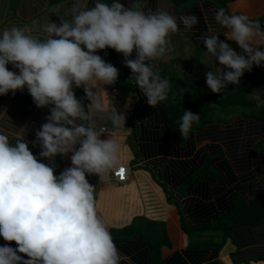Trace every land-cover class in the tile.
<instances>
[{"label":"clouds","instance_id":"obj_1","mask_svg":"<svg viewBox=\"0 0 264 264\" xmlns=\"http://www.w3.org/2000/svg\"><path fill=\"white\" fill-rule=\"evenodd\" d=\"M66 4L54 5L59 23L49 19L0 30V96L26 88L38 108L49 110L34 141L27 138L28 126L21 128L26 135L15 137L0 127V238L8 242L0 245V264H134L122 256L98 215L97 185L87 178L95 175L97 184H105L119 163L121 148L111 135L101 139L107 130L90 119V110H100L96 98L101 86L119 79L117 67L97 52L111 48L122 53L131 79L153 108L167 99L171 84L152 62L173 60L171 34L181 24L191 30L199 18L176 17L159 5L152 10L145 0H130L128 5L122 0ZM214 19L226 30V41L220 40L221 33L200 39L206 54L221 66L206 73L207 87L220 93L239 84L254 66H264V43L256 41L257 31L246 14L229 15L220 8ZM184 50L190 51V46ZM134 52L136 58L131 59ZM79 88L90 103L77 97ZM4 116L6 109L0 110V118ZM199 120L200 114L184 111L181 136L188 138ZM111 122L117 127L125 115L115 112ZM30 144L40 148L39 158ZM69 154L71 166L59 175L54 163H45Z\"/></svg>","mask_w":264,"mask_h":264},{"label":"crops","instance_id":"obj_2","mask_svg":"<svg viewBox=\"0 0 264 264\" xmlns=\"http://www.w3.org/2000/svg\"><path fill=\"white\" fill-rule=\"evenodd\" d=\"M108 2H111V0H108ZM122 2L128 5L130 0H122ZM145 2L147 8L152 10H156L159 5L167 8L169 13L176 17L195 14L199 18L198 24L191 30L185 29L181 24L179 31L171 34L173 60L167 63L161 60L152 62L161 78L168 79L171 84L165 102L171 96L190 95V97L198 99L200 96H211L213 94L207 87L206 73L209 70L215 71L216 67L221 66L218 62L215 64L214 58H210L206 54V49L200 37L221 33L220 40L226 41V37L222 34L226 30L221 28L214 19L217 9L223 8L229 15L246 14L257 31L256 41L264 43V32L260 31L264 30V0H145ZM58 3L67 6L66 0H2L0 4V30L14 24L36 26L49 19L59 23L60 17L53 13L56 11L54 5ZM227 42L238 53L241 51L235 42ZM186 46H190V51L186 52L184 50ZM101 51L98 50L97 54L101 55ZM119 54L123 57L122 53ZM130 58H136L135 52ZM201 62L206 63L208 67ZM117 69L119 70L118 81L114 85L101 86L99 96L96 98L100 110H90V119L98 127L114 128L122 131V133H108L106 131L102 134L101 139H107L111 135L119 141L121 148L118 164L128 163L130 165L129 176L126 183L116 184L113 181L112 170L109 173L108 181L105 184H100V195L97 203L98 215L107 226L111 236L114 230L122 231L125 227L134 223L136 219H147L152 223L165 224L166 234L170 239L172 248L163 246L162 260L164 263L171 260L172 263L177 254H181L183 259L186 260L185 252H187L186 250L190 244H187L189 237L184 230V222L191 226L204 217L194 216L195 204H193V201L195 197L193 195H185L180 191H176V187L173 186L170 180L165 155L149 158L142 152V145L148 143L143 140V132L151 124L147 117L139 114L146 104V97L137 88L135 80L131 79L130 69L125 66ZM125 70L128 76L125 74ZM247 74L250 79L251 95L261 94L264 99V66H254L252 71L245 72L244 76ZM113 89H118V93H113ZM78 90L85 96L83 88ZM212 101L206 100L211 108ZM86 103H90L87 98ZM259 103L257 102V106ZM29 105L31 106L30 110L27 109ZM1 109L7 110V116L0 118V127L4 128L10 137H15L17 134L26 135L27 130L21 128L28 126L27 138L30 141L35 140V131L46 122L45 117L49 114L48 109L38 108L35 103L30 102L28 99L15 98L8 94L0 96ZM133 110L135 111L131 114L130 119L129 113ZM260 111L261 114L242 112L235 115V118L230 121L219 119L218 122L221 123L222 127H226L228 124L239 126L242 123L245 127L247 125L252 126L255 122H264V110ZM111 112L124 114L125 122L113 127ZM160 127H163V125L161 124ZM263 137L254 136L256 143H253L256 145L249 144L247 136L237 139L240 144L239 151L242 153L239 157H232L227 152V146L222 145V151H225H223L225 154L223 158L225 157L227 163L230 164L229 167L236 175V179L233 183L225 181L222 188L211 179L208 182L211 189H220V194L217 196L229 195L228 203H226L228 204L226 208L228 210L232 208L234 194L245 195L248 201L250 199L254 200L255 193L260 192L263 188L264 163H261V161L264 159L260 160L261 153H255L261 141L258 139ZM215 144L220 145V142ZM29 147L32 148V145L30 144ZM212 148L214 147L211 146L209 141L198 144L195 157L204 149L208 150L209 155H214ZM247 151L251 152L250 156L243 155ZM70 155L63 157L66 168L71 166ZM244 158L248 160L247 163H243ZM238 159L240 160L238 161ZM45 163H52V161H45ZM243 165H246L248 169L246 170L245 167V169H241ZM245 176H252V183H245ZM89 177L93 183L96 182L94 179L98 180L95 175ZM226 179L228 180L230 177ZM217 196L211 194L205 199L201 198V206H208L210 203L216 204L218 202ZM220 211L221 208L216 209V212ZM118 237L113 239L116 246L119 245ZM226 243L218 257H211L208 261L206 259L202 264H215L220 260L226 262V264H264V244L246 246L245 241L242 239L240 246L235 245L232 239H228ZM123 263L127 264L126 261H123ZM134 264L136 263L134 262Z\"/></svg>","mask_w":264,"mask_h":264},{"label":"trees","instance_id":"obj_3","mask_svg":"<svg viewBox=\"0 0 264 264\" xmlns=\"http://www.w3.org/2000/svg\"><path fill=\"white\" fill-rule=\"evenodd\" d=\"M105 51L107 55H105ZM100 54L102 58L115 67H124V57L115 50L108 48L102 50ZM9 70H12L11 65H9ZM125 74L128 76L127 71ZM247 76L249 75L243 76L239 84L229 85L222 89L220 93H213L211 96H200L198 99L192 98L190 95L171 96L166 102L162 101L153 108L146 102L139 112L141 116H145L151 121L146 131L143 132V140L148 143L142 145V152L149 158L165 155L170 180L173 186L176 187V191H180L185 195H193L195 197L193 201L195 207L192 205L194 216L204 217L197 221L195 225L186 226L184 222L185 232L189 235L194 231H205L214 228L222 230V241L190 243L187 252H185L186 260L183 259L181 254H177L172 263L171 260L164 263L162 260L163 246L172 248L168 236L162 246L159 242L154 243L139 234L129 238L123 236L117 239L119 243L117 247L123 256L130 257L136 264H202L206 259L208 261L211 257H218L228 239H232L237 246H240L241 239L245 241L246 246L264 244V183L262 190L255 193L254 200L250 199L248 201L245 195L234 194L232 208L228 210L226 209L228 207L226 203H228L229 195L217 196L220 194V189H211L208 182L211 179L222 188L225 181L233 183L236 179V175L229 167L230 164L227 163L225 157L223 158L225 151H222V145L227 146V152L232 157H239L242 153L239 151L240 144L237 139L247 136L249 144L256 145L254 136H264V122L262 123L260 120H258L260 122H255L252 126L247 125V127L243 123L239 126L228 124V126L222 127L221 123L218 122L219 120L213 121L211 107L206 102L207 99L214 100L225 107L236 104L237 100L239 105H242L244 99L246 103L248 93L251 90L250 79ZM8 95L33 102V98L19 97L10 93ZM76 95L78 98H84V103L87 104L85 96L78 89H76ZM27 109L30 110L31 106L29 105ZM187 110L192 111L194 114H200V120L198 123H194L188 138H184L179 132V122L184 111ZM134 111L129 113L130 119ZM161 124L163 127H160ZM258 140L261 141L255 153H261V160L264 159V137ZM207 141L211 142V146L214 147L212 148L214 155H209L208 150L204 149L195 157L197 145ZM216 142H220V145L215 144ZM36 148L32 147L30 150L33 151ZM243 155L250 156L251 152L247 151ZM247 162L248 160L244 158L243 163ZM52 163L56 166L57 175L65 169L63 157L57 156ZM261 163H264V160ZM244 167L246 170L248 169L246 165H243L241 169H245ZM228 177L230 179L227 180ZM251 177L245 176V183H252ZM87 178L89 179V176ZM211 194L217 196L218 202L201 206L200 199H205ZM217 208H221V211L216 212ZM133 225L134 223L123 230H132ZM187 227L191 231H188ZM5 243L8 242L0 238V245ZM11 244L13 247L16 246L15 242H11Z\"/></svg>","mask_w":264,"mask_h":264},{"label":"rangeland","instance_id":"obj_4","mask_svg":"<svg viewBox=\"0 0 264 264\" xmlns=\"http://www.w3.org/2000/svg\"><path fill=\"white\" fill-rule=\"evenodd\" d=\"M250 95V96H249ZM212 108H211V113L212 117L214 118L213 121H218L219 119H223L224 121H230L231 119L235 118V115L240 114L242 112H257L261 114L260 110H264V99L261 97V94L257 95H251V93H248V98L242 101V105H239V102L237 100L236 104H230L227 107H225L223 104L212 101ZM257 102H260L257 106ZM247 105V106H246ZM66 168V164H65ZM89 182L92 180L89 177ZM96 181L95 183L97 184L98 180L94 179ZM174 202V201H173ZM134 228L132 230L130 229H125V230H114L112 234V238L116 239L118 236L121 237H132L136 235H142L145 239L147 240H152L154 243L159 242L161 246L166 240V225L165 224H156L148 221L147 219H142L134 222ZM186 226L187 223H186ZM188 231H191L187 227ZM132 233V235H131ZM125 234V235H124ZM127 235V236H126ZM222 230H216L214 228H209L208 230H198L194 231L192 234H189V240L187 244L190 243H195V242H220L222 241ZM228 243V242H227ZM226 243V244H227ZM215 264H226L224 261H217ZM250 264V263H249Z\"/></svg>","mask_w":264,"mask_h":264},{"label":"built area","instance_id":"obj_5","mask_svg":"<svg viewBox=\"0 0 264 264\" xmlns=\"http://www.w3.org/2000/svg\"><path fill=\"white\" fill-rule=\"evenodd\" d=\"M2 0H0V4H1ZM113 93H118V90L117 89H113ZM115 112H112L110 114V116L112 117V115L114 114ZM104 129L107 130L108 133H122L121 130H110V129H107L105 127H103ZM129 168H130V165L128 163H122V164H118L114 169H113V181L116 183V184H124L128 181V176H129ZM121 170H123V173L121 174ZM93 185H97V189H96V199H97V202H98V199H99V192H100V184H96V183H92Z\"/></svg>","mask_w":264,"mask_h":264},{"label":"water","instance_id":"obj_6","mask_svg":"<svg viewBox=\"0 0 264 264\" xmlns=\"http://www.w3.org/2000/svg\"><path fill=\"white\" fill-rule=\"evenodd\" d=\"M9 93L13 94L11 91ZM14 94L18 96L32 98L26 88L23 91L17 90ZM33 153H35V155L39 158L40 148L37 147L36 149H34Z\"/></svg>","mask_w":264,"mask_h":264},{"label":"snow or ice","instance_id":"obj_7","mask_svg":"<svg viewBox=\"0 0 264 264\" xmlns=\"http://www.w3.org/2000/svg\"><path fill=\"white\" fill-rule=\"evenodd\" d=\"M123 173V170H121V174Z\"/></svg>","mask_w":264,"mask_h":264}]
</instances>
